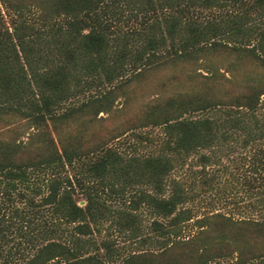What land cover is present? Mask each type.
Masks as SVG:
<instances>
[{"label":"trees","instance_id":"trees-1","mask_svg":"<svg viewBox=\"0 0 264 264\" xmlns=\"http://www.w3.org/2000/svg\"><path fill=\"white\" fill-rule=\"evenodd\" d=\"M237 149L254 215L193 214L174 162ZM211 262L264 264V0H0V264Z\"/></svg>","mask_w":264,"mask_h":264},{"label":"rangeland","instance_id":"rangeland-1","mask_svg":"<svg viewBox=\"0 0 264 264\" xmlns=\"http://www.w3.org/2000/svg\"><path fill=\"white\" fill-rule=\"evenodd\" d=\"M146 85L145 81L135 93L150 91L144 88ZM142 98L143 96H141V99ZM139 99H137L136 102H138ZM136 102H133L134 106ZM101 115L104 116V114ZM136 131L140 134H146L149 137V140L135 139V141L138 142L139 151H146L154 148L161 134L160 128L157 126H145L136 129ZM245 150L247 151V148ZM242 151L244 150L237 149L236 151L228 152V154L220 153L215 160L208 162H201L197 158L196 152L174 162L171 175L182 183L189 195L184 206L189 207L191 212L196 215L204 211L212 210L231 212L235 217L254 215V212L245 205L246 201L253 196L251 190L246 189L243 184H241L242 175L247 173L246 160L242 158L243 155L240 153ZM209 176H212L211 179L207 180L205 183L204 181ZM77 202L79 204L83 203L82 198L78 195ZM136 212L143 226V230L148 231V222L151 219V214L143 205H139ZM106 225L107 221L101 222L99 231L95 232L96 239H99L105 234L107 229ZM110 230L112 231V236L116 238L117 243L126 244L122 235L115 230ZM191 231L190 221L183 223L182 234ZM210 264L219 263L211 262Z\"/></svg>","mask_w":264,"mask_h":264}]
</instances>
